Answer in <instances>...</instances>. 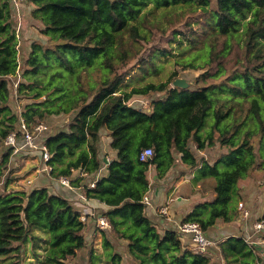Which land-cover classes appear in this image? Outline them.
I'll list each match as a JSON object with an SVG mask.
<instances>
[{"label": "trees", "instance_id": "16d2710c", "mask_svg": "<svg viewBox=\"0 0 264 264\" xmlns=\"http://www.w3.org/2000/svg\"><path fill=\"white\" fill-rule=\"evenodd\" d=\"M156 9L178 16L171 39L145 23ZM22 18L34 36L23 38L30 28ZM182 39L191 52L177 64L201 70L190 86L172 85L177 71L137 85ZM22 122L37 148L24 145ZM40 123L48 128L38 133ZM12 133L18 151L5 142ZM103 133L112 155L102 156ZM216 145L224 150L216 159L202 156ZM146 148L153 155L142 161ZM24 152L50 167L46 184L12 186L22 176L12 175V159ZM177 168L194 170V182L214 180V196L182 219L215 242L207 253L148 214L151 173L163 180ZM257 170L264 172V0H0V255L22 259L38 229L49 238L48 264H69L83 251L82 264H264V227L254 225L264 210H249L255 199L241 185ZM62 176L97 205L66 195ZM233 221L242 232L212 235L215 224ZM97 225L101 252L87 233Z\"/></svg>", "mask_w": 264, "mask_h": 264}, {"label": "rangeland", "instance_id": "374dc122", "mask_svg": "<svg viewBox=\"0 0 264 264\" xmlns=\"http://www.w3.org/2000/svg\"><path fill=\"white\" fill-rule=\"evenodd\" d=\"M177 18L178 16L170 13L169 11H163V9H159V10L156 9L154 10V13H150L146 16L145 23L147 25L159 24V26L166 31L167 39H171L172 27H175L177 25V21H176ZM139 25L142 28L143 32L146 33L148 36V33L144 29V25L141 23H139ZM182 40H183L182 43L179 41H172L168 47L172 46V48H174L173 54H166V56L163 55L158 56L156 59V63L158 67L160 66L159 70L155 72L153 71L152 74L147 75L145 79L142 78L137 79L135 77L137 79L136 84L144 85L148 81H155V82L166 81L169 79L170 74L173 71H177L178 73L177 77L185 78L188 82L193 80L194 77L201 72V70H184L181 64H177L178 61L186 59L191 52L190 49L185 48L187 41L185 39ZM157 44L159 46H163V44L160 43L159 41L157 42ZM144 102L147 104L149 103V101L147 100H144ZM35 136L36 134H34V139ZM223 151L224 150H222L219 147V145H216L215 148L208 147L205 151L202 152V156H204L207 159H214V158L216 159V157H218V155L221 154ZM37 162L38 160L36 158H32V157L21 158L19 163L17 164V168H18L17 173L24 171L30 166H34L35 164H37ZM35 173L38 174V171L36 170L31 174L27 175L25 178H21L20 182L26 181L28 184L29 183L31 184L32 182L29 181V179L34 177ZM254 173L255 174L253 175V177L245 179L244 181L241 182V185L243 186L245 192V194L243 195L245 197H251V195H253L255 199L253 201V204H250L249 210H252L255 215L261 216L264 210V172L263 171L260 172L257 170ZM203 190L204 192L212 191V184L210 183V181L204 184ZM249 210L247 209L243 212L244 217L248 216L247 211ZM97 226L98 227L95 226V228L91 226L90 231H87V233L89 240L93 239V241L89 244H92L95 247L96 251L101 252L103 250L102 236L99 232L100 227L99 225ZM217 228L218 226H216V229ZM33 234L36 236V239L34 243L32 242L27 244L26 251L22 259L18 260L17 258L19 257H17L16 253L9 255H0V264H48L45 262V254H46V246L48 244L49 238L46 233L41 232L38 229L34 230ZM35 252H37L36 254H39V256H36ZM86 260H87V254L86 251H83L71 262H69V264H82L86 262Z\"/></svg>", "mask_w": 264, "mask_h": 264}, {"label": "crops", "instance_id": "0c3cea01", "mask_svg": "<svg viewBox=\"0 0 264 264\" xmlns=\"http://www.w3.org/2000/svg\"><path fill=\"white\" fill-rule=\"evenodd\" d=\"M20 2V1H19ZM21 3V2H20ZM22 3L19 6L20 14H22ZM21 27H27L29 26V31L26 29H22L21 34L23 38L29 37V35L34 36L35 29L34 26H30L29 20L21 19L20 23ZM20 26V25H19ZM61 118L56 117V126L59 128L64 126V123H62L60 120ZM37 139V138H36ZM41 139H38V141ZM42 143V142H41ZM107 153L111 154V150L109 147V140L107 138V133H103V139H102V156H105ZM112 155V154H111ZM24 157H32L36 158L38 160L37 164L34 166H30L27 169H25L22 172L17 173V164L19 163L21 158ZM110 157H107L109 159ZM12 170H13V176L16 177V175H22L18 180L16 179L12 186L13 187H25L27 186V182H20L21 178H25L27 175L31 174L34 171H38V174L35 173L34 177L30 178L29 181H35V183L39 182L41 184H46L49 181V173L46 171V163L42 162L39 156L35 155V153H28L24 152L21 155H17L16 157H13L12 159ZM179 168V165H178ZM178 168L176 169L175 173L172 175V177L168 179H158L154 177V175L151 173V179H150V191L148 192V195L151 199V203L148 207V214L151 218L155 219L159 223L166 225L168 227H174L179 228V225L182 223L183 217L194 207L196 203L199 201H202L207 198H212L214 196L213 188H214V181L212 179H206L204 181H198L194 182L195 177V171L194 170H185L182 169L184 174L179 175ZM46 172H45V171ZM107 172V166L106 163L103 165L101 170L97 173L94 179H92L91 185L94 183L95 179H97L100 175H104ZM152 172V171H151ZM75 176H81L82 173L79 171H76ZM153 175V176H152ZM54 180V179H53ZM212 184V191L210 192H204L203 186L205 183L209 182ZM58 183H60V180H57ZM30 184V183H29ZM28 184V185H29ZM32 184V183H31ZM56 183H54L55 185ZM62 191L66 193L68 196H72L73 198H77L78 196L80 198H83L86 204L89 206H96L97 203L93 202L92 200H86L82 192H80L76 187L71 185L64 186L62 188ZM162 207H167L169 211V215L171 216L170 219H164L160 214L159 211ZM101 218V217H100ZM99 218V220H100ZM216 226L218 228L216 229ZM237 232H242V230L239 228L238 224L236 222L231 223H223L218 222L215 224V226L212 228V235L216 237H224L226 235H235ZM215 240V239H214ZM216 241V240H215Z\"/></svg>", "mask_w": 264, "mask_h": 264}, {"label": "built area", "instance_id": "2783aa9c", "mask_svg": "<svg viewBox=\"0 0 264 264\" xmlns=\"http://www.w3.org/2000/svg\"><path fill=\"white\" fill-rule=\"evenodd\" d=\"M22 130H23V134H24V145H29L31 147L37 148L38 145L34 142V132H32L30 129L27 128L26 124L24 122H22L21 124ZM35 131H37L38 133L43 132L45 130H47V125L45 123H40L38 125H36L35 127ZM6 144L14 146L15 147V151H18L20 149V147L17 146L16 143V136L15 133L10 134L6 140H5ZM39 148L43 149V158L45 161H47L50 158V153L48 152V150L46 149V147L40 146ZM153 155V150L152 148H146L143 150V152L141 153L140 159L142 161H147L149 160ZM46 168L48 170H50L49 166H46ZM60 181L62 184L71 187V182L70 179L68 177H64L62 176L60 178ZM144 201L147 204L151 203V199L149 197L148 194H146L144 196ZM160 211L168 218L170 219L171 216L169 215V211L167 207H162L160 209ZM82 219L85 220L86 217L83 215ZM99 225L102 228H107L109 227V222L107 220L106 217H101L99 220ZM255 227L257 229H260L262 227H264V221H257L255 222ZM179 229L181 231V233H184L186 235L191 236L192 241L195 244V249L196 251H198L199 253H207L209 250V247L213 245L214 241L212 239H210L202 230L201 226L199 223L197 222H182L179 225Z\"/></svg>", "mask_w": 264, "mask_h": 264}, {"label": "water", "instance_id": "95a60500", "mask_svg": "<svg viewBox=\"0 0 264 264\" xmlns=\"http://www.w3.org/2000/svg\"><path fill=\"white\" fill-rule=\"evenodd\" d=\"M172 85L186 88L190 86V82H188L185 78L178 77L173 81Z\"/></svg>", "mask_w": 264, "mask_h": 264}]
</instances>
